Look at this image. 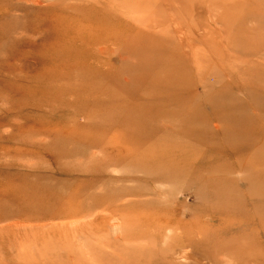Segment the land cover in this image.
Returning <instances> with one entry per match:
<instances>
[{
	"label": "rangeland",
	"instance_id": "1",
	"mask_svg": "<svg viewBox=\"0 0 264 264\" xmlns=\"http://www.w3.org/2000/svg\"><path fill=\"white\" fill-rule=\"evenodd\" d=\"M88 2L0 0V34L6 36L0 49V264H264V170L255 165L264 158V146L228 156L219 152V145L244 142V126L251 119L238 118L237 112L247 110L249 115L264 104V0H164L171 10L141 7L134 16L142 13V22L149 19L151 25L125 17L132 32L120 28L113 34L116 42L97 38V47L84 46L82 54L65 59L86 69L95 64L100 71L38 74L53 67L46 58L48 45L66 36L53 26L61 18L51 17L48 10L64 7L70 15L62 23L97 37L92 25L71 21L89 13ZM34 19L45 21L39 27L44 32L10 31L14 23ZM184 40L199 55V68L185 53ZM11 44L17 46L9 51ZM175 51L194 64L182 75H190L184 89L197 100L167 109L179 117L201 106L208 112L209 127L197 115L190 116L173 124L190 136L175 135L165 145L155 138L158 128L150 121L147 136L127 133L122 116L133 106L141 109L148 99L132 78L149 73L150 65L161 74L173 72ZM133 64L141 73L135 66L132 70ZM205 96L221 100L222 120L201 103ZM258 112L254 114L262 118ZM263 121L259 119L261 128ZM140 123L148 121L134 122ZM233 123L239 130L223 139L226 126ZM201 125L208 142L198 146L203 136L196 126ZM153 137L157 143L148 145ZM144 141L147 145L141 148ZM166 145H175V152L166 155L172 149ZM151 153H162L166 162L136 160ZM173 160L182 166L176 175L169 165Z\"/></svg>",
	"mask_w": 264,
	"mask_h": 264
},
{
	"label": "bare ground",
	"instance_id": "2",
	"mask_svg": "<svg viewBox=\"0 0 264 264\" xmlns=\"http://www.w3.org/2000/svg\"><path fill=\"white\" fill-rule=\"evenodd\" d=\"M33 1V0H32ZM36 1V0H35ZM40 1V0H38ZM42 1V0H41ZM92 3L89 4L91 5L90 8H87L88 10L90 9L89 13L87 12H84L86 15H81L79 16L78 19H72L71 21L73 22H76L77 24L79 25H92L90 28L93 29V31L97 32V37H91L90 35H87L83 32H79V31H76V30H73V28H69L68 25H66L65 23H62V20L70 15L69 11H66L62 9H58V8H51L50 10H48V14L50 13L51 17H53L54 15L55 16H58V18L60 17L61 21L59 22H55L54 25L53 24H50L51 26L53 25L55 29H59L61 31H64L66 33V36L65 38L64 37H58L56 38L54 41H52V45L51 44H47L49 46V48H47L49 51H45L47 52V56L46 58L48 57V59H50V64L53 63V67L51 68V70H45V71H41L40 73L38 74H66V73H77V74H81L83 72H86V71H91V72H94V71H100L99 68L97 66H94L95 64H89L88 66V69H86L85 67L82 68V66H79L77 64H72V63H67L65 61L66 58H69V57H74L76 56L77 54H82L84 52V46H86V48L88 46H90L91 44H96L97 43V38L99 41L102 42V39L105 40V42H109V41H113V42H116L115 40V37L116 36H113V34L117 33L118 31H123L122 29H131V25L128 23V21H126L125 17H130L131 20L132 18L134 19V21H137L138 20L140 21L141 19H144L143 17H141V14L139 16H134V14H138V11L140 10L141 7H147L149 9H157V7L161 8V7H168L167 9L168 10H171L169 9L171 6L170 4H166L164 2V0H162L163 3L165 4H161V0H91ZM201 1V0H200ZM37 3V2H36ZM84 4L86 2H83ZM62 5V3H61ZM21 6V5H19ZM18 6V8H19ZM58 6V4H57ZM64 6V5H63ZM72 6V5H71ZM199 6V5H198ZM17 7V6H16ZM24 7V6H22ZM80 7H82L80 5ZM181 7V6H180ZM66 8V7H65ZM69 8V6H68ZM83 8V7H82ZM175 8V7H174ZM173 8V9H174ZM179 8V7H178ZM26 9V8H25ZM39 9V8H38ZM69 9H74L75 8H69ZM164 9V8H163ZM166 9V10H167ZM70 10V11H71ZM158 10V9H157ZM161 10V9H160ZM93 11V12H92ZM42 12H46L45 9L42 11ZM74 12V11H73ZM78 13V12H76ZM140 13V12H139ZM39 14V13H37ZM41 14V13H40ZM47 14V13H46ZM120 14V15H119ZM152 14V13H151ZM49 15V16H50ZM41 16V15H40ZM124 18H123V17ZM43 17V16H42ZM141 17V18H140ZM35 18H36V15H35ZM46 20H48V16L45 17ZM44 18V19H45ZM32 19V18H31ZM30 21V22H29ZM27 20V23L25 24H21L19 21H18V24L17 23H14L12 29H10L11 32H14L16 31L17 29H21L23 33H27L28 35H32V34H35V33H38V31H45L44 29L42 30H39V27L41 26L42 23H45L42 22L41 20H36L34 19V21L32 20ZM49 21L51 22L52 20L49 19ZM23 22V21H22ZM133 22V21H132ZM141 24L142 23H147V24H150L151 25V22L150 20L148 19L147 22H142V20L140 21ZM41 23V24H40ZM40 24V25H39ZM139 24V23H138ZM44 25V24H43ZM48 25V24H47ZM144 25V24H143ZM178 25V24H177ZM46 26V25H45ZM112 26H115L114 29L112 30ZM117 26V27H116ZM179 26V25H178ZM149 28L151 26H148ZM122 28V29H120ZM112 30V31H111ZM129 31V30H128ZM176 31V30H175ZM18 32V31H17ZM41 32V33H43ZM131 32H132V29H131ZM119 33V32H118ZM185 34V33H184ZM12 35V34H11ZM46 35V34H45ZM118 35V34H117ZM148 35V34H147ZM24 36V35H23ZM130 36V35H128ZM185 36V35H184ZM6 36L5 35H2L0 34V49H2V44L4 42V38ZM121 37V36H120ZM125 37V36H124ZM123 37V38H124ZM148 37H151L152 36H148ZM143 38V37H141ZM145 38V37H144ZM66 39L67 42L64 43V44H61V42ZM115 39V40H114ZM154 39V38H153ZM35 41H33V39L30 40L31 43H35L37 42L36 39H34ZM49 39H47L48 41ZM53 40V39H52ZM145 40V39H143ZM149 40V39H148ZM152 40V39H151ZM181 40V39H180ZM183 40V38H182ZM122 41V40H121ZM185 41V40H184ZM183 41V42H184ZM41 42V41H39ZM46 42V38L44 36V39L42 40V44ZM51 42V41H50ZM88 42V43H87ZM155 42V41H154ZM99 43V42H98ZM156 43V42H155ZM155 43H152V44H155ZM41 44V43H40ZM110 44V43H109ZM112 44V43H111ZM143 44H145L143 42ZM158 44H159V41H158ZM180 44V43H179ZM182 44V43H181ZM185 45V53L187 52V54L190 55V57L193 59L194 63L198 64V65H195L197 68H199V55H197V53L193 50V45H191L190 43H188V41H185L183 43ZM97 45V44H96ZM94 45V46H96ZM149 45V44H148ZM162 45V44H160ZM17 46V44H11L7 49L9 51L12 50L13 47ZM47 46V47H48ZM144 46V45H142ZM142 46L140 48H142ZM147 46V45H146ZM150 46V45H149ZM155 46V45H154ZM157 46V45H156ZM172 46V45H171ZM179 46H182V45H179ZM97 47V46H96ZM145 47V46H144ZM108 48V47H107ZM106 48V49H107ZM122 48V47H121ZM175 48V47H174ZM173 48V49H174ZM184 48V46H183ZM45 49V48H44ZM43 49V50H44ZM105 49V48H104ZM154 49V48H153ZM182 49V48H181ZM96 50V49H94ZM101 50H103V48H101ZM110 50V49H109ZM108 50V52H110ZM114 50V49H113ZM41 51V50H40ZM107 51V50H105ZM104 51V52H105ZM123 51V50H121ZM128 51V50H126ZM149 51V50H148ZM182 51V50H181ZM184 51V50H183ZM135 52V51H134ZM153 52V51H152ZM98 53V52H97ZM96 53V54H97ZM117 53V52H116ZM123 53V52H122ZM133 53V51L131 52ZM139 53V52H138ZM137 53V54H138ZM156 53V52H155ZM184 53V54H185ZM44 53H42L43 55ZM107 54V52H106ZM130 54V53H128ZM136 54V53H135ZM133 54V55H135ZM171 54H174V53H171ZM175 54H176V57L175 58H170V59H173L174 62L171 63L172 65V68L174 69L173 72H169V74L167 73H159L158 69H153L152 68V65L149 66V70L151 71V69H153L151 72L149 70V73H144V74H141V76L139 77H136V81L132 78V81L134 82V84H136L139 89V91H141V93H143L144 95H147L148 99L147 100H144V102H142V104L139 106V107H142L141 109L138 108V106H133L134 109L133 111H129L127 112L125 115L122 116V120H123V130L126 131L127 133L129 134H138V133H147L145 132L149 126V121L151 123H153V125H155L158 129L157 131H155V138L160 142V143H163L164 145L165 144H168V142L171 140V138H173L175 135H178V136H182V137H189L190 135V132L188 130L182 132V131H177L174 129V125L173 124H177L178 122H182V121H186L188 120V118L190 116H194V115H197L199 118H202L201 121L204 122V124L207 125V127H209V123H208V112L207 113H204L203 110H202V107L201 106H198V109L193 112H190V113H182L179 117L176 115L178 113H175V115H173L174 111L171 112L169 111L171 109L168 110L167 108L169 106H183V107H187L189 103H193V102H196V96L194 94H189L187 91H185L184 88L187 87V84L189 83L190 81V75L188 76H183L184 74H186V71L187 72H190L189 71V66L190 63L189 61H187L186 58H184L178 51H175ZM39 56H42L41 54L38 53ZM108 55H111V54H108ZM132 55V54H131ZM140 55H143V52L142 54H139ZM44 56V57H45ZM146 56V55H144ZM162 56H163V52H162ZM165 56V55H164ZM43 57V56H42ZM43 57V58H44ZM123 57V56H122ZM121 57V59H122ZM143 57V56H142ZM188 57V58H190ZM100 58V57H99ZM140 58V57H139ZM190 58V59H191ZM136 59V58H135ZM138 59V58H137ZM143 59V58H142ZM47 60V59H46ZM82 61V58L80 59ZM91 60V59H90ZM96 60V59H95ZM124 60V59H123ZM189 60V59H188ZM35 61V60H34ZM84 61V60H83ZM99 60H97V63H98ZM145 61V60H143ZM158 61V59H157ZM101 62H102V58H101ZM139 62L141 63V59L139 60ZM201 62V61H200ZM85 63V62H84ZM83 63V64H84ZM160 63V62H159ZM88 64V63H87ZM99 64V63H98ZM139 64V63H138ZM141 64H144L141 63ZM140 64V65H141ZM101 65V64H99ZM194 64L192 63L191 66H193ZM134 64H133V67H132V70L134 68ZM147 66V65H146ZM106 67V66H105ZM130 67V66H129ZM139 67L140 69V66H137V68ZM142 67V66H141ZM104 68V67H103ZM121 68V67H120ZM119 68V69H120ZM136 68V66H135ZM136 70L138 71L139 69ZM143 68V67H142ZM141 68V69H142ZM155 68V66H154ZM195 68V67H194ZM123 69V68H122ZM127 69V68H126ZM145 68H143L142 70H144ZM124 70V69H123ZM128 70V69H127ZM126 70V71H127ZM131 70V69H130ZM10 71V70H8ZM12 71V69H11ZM22 71V70H21ZM114 71V70H113ZM125 71V70H124ZM141 71V70H140ZM138 71V72H140ZM146 71V70H145ZM157 71V73H156ZM172 71V70H171ZM23 72V71H22ZM33 72V71H32ZM120 72V71H118ZM129 72V71H128ZM127 72V73H128ZM131 72V71H130ZM13 73V72H11ZM25 73V72H24ZM23 73V74H24ZM29 73V72H28ZM31 73V72H30ZM36 73V72H35ZM126 73V72H125ZM141 73V72H140ZM156 73V74H155ZM196 73V72H195ZM200 72H198V74H200ZM16 74H21V73H16ZM33 74V73H32ZM76 74V75H77ZM90 74V73H89ZM94 74V73H93ZM96 74H99V73H96ZM118 74V73H117ZM123 74V72H122ZM183 74V75H182ZM188 74V73H187ZM75 75V76H76ZM79 75L77 77H79ZM136 75L137 72H136ZM140 75V74H139ZM203 75V74H202ZM63 76V75H62ZM66 76V75H65ZM100 76V75H99ZM115 76V75H113ZM134 76V75H133ZM53 77V76H52ZM199 77V76H198ZM39 78V77H38ZM42 78V77H41ZM101 78V77H100ZM108 79V77H106ZM110 78V77H109ZM203 78V77H200V79ZM82 80V78H81ZM131 80V79H130ZM83 81V80H82ZM99 81V79H98ZM104 81V80H103ZM102 81V82H103ZM106 81V80H105ZM104 81V82H105ZM44 82V81H43ZM80 82V81H79ZM128 82V81H127ZM131 82V81H130ZM222 82V81H221ZM60 83V82H59ZM96 83H98L96 81ZM129 83V82H128ZM56 84V83H55ZM110 84V83H109ZM109 84L107 85V81L105 82V85L109 86ZM118 84V83H117ZM59 85V84H58ZM112 85V84H111ZM128 85V84H126ZM131 85V84H130ZM129 85V86H130ZM201 85V84H200ZM241 85V84H240ZM106 86V87H107ZM229 86V85H228ZM135 87V86H134ZM72 88V87H71ZM123 88V87H122ZM130 88V87H129ZM127 88V89H129ZM132 88V87H131ZM211 88V87H210ZM228 88V87H227ZM107 89V88H106ZM136 89V88H135ZM214 89V88H213ZM212 89V90H213ZM242 89V88H241ZM48 90L49 89H46L43 94H46L48 93ZM103 90L104 87H103ZM117 90V89H116ZM133 90V89H132ZM191 90V89H190ZM208 90V89H207ZM126 91V90H125ZM131 91V90H130ZM193 91V90H192ZM95 92V91H94ZM107 92V91H106ZM104 92V93H106ZM115 92V91H114ZM127 92V91H126ZM129 92V91H128ZM194 92V91H193ZM250 92V91H249ZM254 92V91H253ZM257 92V91H256ZM99 93V92H98ZM118 93V91H117ZM120 93V92H119ZM192 93V92H191ZM196 93V92H195ZM209 93V92H208ZM207 93V94H208ZM232 93V92H230ZM253 96V93L252 91L250 92ZM255 93V92H254ZM95 94V93H94ZM103 94V93H102ZM130 94V92H129ZM134 94V93H133ZM206 94V93H205ZM226 94V93H225ZM257 94V93H256ZM256 94L254 95L256 97ZM259 94V93H258ZM263 94V93H262ZM260 94V95H262ZM106 95V94H104ZM114 95V94H113ZM117 95V94H116ZM135 95V94H134ZM197 95V93H196ZM72 96V95H71ZM98 96V95H97ZM101 96V95H100ZM107 96H108V93H107ZM128 96V95H126ZM178 96V97H177ZM227 96V95H226ZM246 96H248L246 94ZM245 96V97H246ZM58 97V96H57ZM120 97V96H119ZM224 97V96H223ZM249 97H250V94H249ZM262 97V96H261ZM260 97V98H261ZM44 98V97H43ZM108 98V97H107ZM258 98V97H256ZM47 99V98H46ZM102 99V98H100ZM125 99V98H124ZM217 99V98H216ZM233 99V98H232ZM252 99H254L252 97ZM262 99V98H261ZM51 100V99H50ZM94 100V99H93ZM97 100V99H96ZM95 100V101H96ZM123 100V99H122ZM235 100V99H234ZM255 100H258V99H255ZM44 101V99H43ZM48 101V100H47ZM218 101V102H217ZM259 101V100H258ZM263 101V99H262ZM51 102V101H50ZM101 102V100H100ZM131 102V101H130ZM189 102V103H188ZM206 104V106L208 107V110L209 112L211 113V116L214 117V118H217V120H222L220 119L222 117V114L219 113V109H218V103L221 102V100H213L211 99L209 96H205L202 100L201 103ZM254 102V100H253ZM55 103V102H54ZM121 103H123L121 101ZM145 103V104H143ZM252 103V102H251ZM47 104V103H46ZM53 105V104H52ZM118 105V104H117ZM123 105V104H122ZM64 107V106H63ZM119 108V107H117ZM178 108V107H177ZM182 108V107H180ZM255 108V107H254ZM176 109V107H175ZM175 109H172V110H175ZM183 109V108H182ZM70 111V110H69ZM177 111V110H176ZM243 111V110H242ZM241 110H239L237 112V116L238 118L241 117V115H246L250 120L251 123H249V126L245 127L244 126V136H243V141L241 143L240 146H235V147H227L226 145L225 146H220V150L219 152H221V154H224V155H229L233 153V151L235 150L236 153H243V152H252L254 149L255 151L259 150L260 148H263L264 146V121H263V127L261 128L260 126V122H259V119L261 120L263 118L264 120V104H258V110L256 109H252L251 110V113L249 115H247V110L246 111H243L242 112ZM256 111H259L261 112V116H263L262 118L261 117H258L254 114V112ZM147 112H149V114H146ZM180 112V111H179ZM226 112V111H225ZM249 112V111H248ZM258 112V113H259ZM179 115V114H178ZM176 116V117H175ZM139 119H143V120H147L148 121V124H144V123H140V124H134V122L136 120H139ZM232 119V117H231ZM233 119H237L236 118V114L233 116ZM246 123V122H245ZM251 124V125H250ZM173 125V126H172ZM225 125V124H224ZM228 125V123H227ZM216 128L219 130L220 129V125H215ZM169 127V128H167ZM225 127V126H223ZM227 129L226 131L222 134V138L223 139H226V138H229L230 139L232 137H234V134L239 130V127L238 125L234 124L233 125L231 124L230 126H226ZM197 130L200 132L201 131V135L203 136L202 137V140L201 138L199 139L198 142H196L198 144V146H201V145H205L207 144L208 140L207 138L205 137L204 134H206V127L205 125H201L200 128L199 126H196ZM209 129V128H208ZM218 130L216 131L217 134H218ZM150 133H148L149 135ZM146 135V134H145ZM238 135V134H237ZM236 135V136H237ZM147 136V135H146ZM208 136V134H207ZM217 137V136H215ZM221 138V139H222ZM154 139V137L152 139H150V142L148 145H154V143H157V140ZM186 139V138H185ZM173 140V139H172ZM210 140V139H209ZM255 143V145H251V141ZM211 142V141H210ZM214 142V141H213ZM225 142V141H224ZM258 142V144H256ZM215 143V142H214ZM219 143V142H218ZM239 143V142H238ZM147 145V142L144 141V142H141L140 143V147L141 148H145ZM177 145V144H176ZM228 145V143H227ZM54 146V145H53ZM168 146V145H166ZM96 147V146H95ZM169 148H172L170 149L169 153H166V155H171L175 152V150H173V148L175 147V145H171V146H168ZM148 148V147H147ZM197 148V147H196ZM217 148H219L217 146ZM86 149V148H85ZM84 150V149H83ZM140 150V149H139ZM211 150V149H210ZM261 150V149H260ZM76 151V150H75ZM124 150H122V153H123ZM206 151V150H205ZM68 152V151H67ZM79 152V151H77ZM84 152V151H82ZM87 152V151H86ZM99 152V150H98ZM151 152H156V151H151ZM258 152V151H257ZM69 153V152H68ZM92 153V152H91ZM95 153V152H94ZM101 153V152H100ZM108 153V152H107ZM127 153V152H125ZM82 154V153H80ZM128 156H129V152L127 153ZM256 154V153H255ZM66 155V154H65ZM125 155V154H123ZM133 155V154H132ZM88 158V156H86ZM90 157V156H89ZM92 157V156H91ZM93 157H96L93 156ZM117 158V157H116ZM120 158V157H119ZM185 156H181V159H184ZM244 158V157H243ZM242 158V159H243ZM85 159V158H84ZM122 159V158H121ZM140 159L144 162H148L149 164H163L166 162L167 158L166 157H163V154H154V153H151V154H147L145 156H143L142 154H139L137 157H136V160L139 161V163L143 164L142 162H140ZM173 159V158H172ZM224 160V158H222ZM89 161V160H87ZM102 161V160H101ZM116 161V159L114 160ZM136 161V162H137ZM227 161V160H226ZM238 161V160H237ZM240 161V160H239ZM82 162V161H81ZM119 162H123L122 160H120ZM170 162V167L172 169V173L175 174L177 173L180 169H181V165L178 164L176 161L173 160V162L169 161ZM83 163V162H82ZM113 163V162H112ZM125 163V162H123ZM122 163V164H123ZM131 163V161H130ZM76 164V163H75ZM84 164V163H83ZM226 164V162H225ZM224 164V165H225ZM238 164V163H237ZM71 165V164H70ZM85 165V164H84ZM97 165V164H96ZM113 165H115L113 163ZM193 165V163H192ZM255 165L257 166L256 169L258 168H262V170H264V158L260 161H257L255 163ZM60 166V165H59ZM161 166V165H160ZM221 166V165H219ZM78 167V165H77ZM84 167V166H83ZM213 167V166H212ZM225 167V166H224ZM239 167V166H238ZM244 167V166H243ZM89 168V167H88ZM240 169V168H239ZM243 169V168H242ZM221 169H219L220 171ZM63 172V171H62ZM221 172V171H220ZM245 172V171H244ZM77 173V172H76ZM263 175H264V172H262ZM176 175V174H175ZM254 176V175H253ZM158 183V182H157ZM166 183V182H165ZM183 183V181H182ZM7 199V198H6ZM105 199V198H104ZM30 202V201H29ZM104 202V200L102 201ZM230 202H231V199H230ZM229 203V202H228ZM25 210V209H24ZM22 211V210H21ZM19 213V211H18ZM17 213V214H18ZM21 213V212H20ZM24 213V212H22ZM264 221V216H262V218L260 219V222L262 223Z\"/></svg>",
	"mask_w": 264,
	"mask_h": 264
}]
</instances>
